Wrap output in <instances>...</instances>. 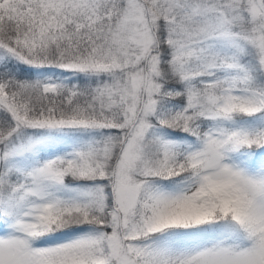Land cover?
<instances>
[{"label": "snow or ice", "instance_id": "1", "mask_svg": "<svg viewBox=\"0 0 264 264\" xmlns=\"http://www.w3.org/2000/svg\"><path fill=\"white\" fill-rule=\"evenodd\" d=\"M0 264H264V0H0Z\"/></svg>", "mask_w": 264, "mask_h": 264}]
</instances>
